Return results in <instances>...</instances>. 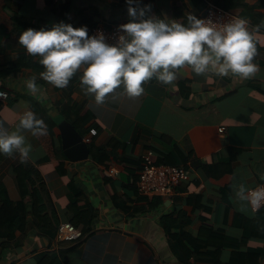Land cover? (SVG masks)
<instances>
[{
	"label": "crops",
	"instance_id": "1",
	"mask_svg": "<svg viewBox=\"0 0 264 264\" xmlns=\"http://www.w3.org/2000/svg\"><path fill=\"white\" fill-rule=\"evenodd\" d=\"M155 1L163 17L179 19L173 12L174 0ZM183 1L188 11L194 13L192 1ZM16 2L22 16L47 24L61 20L75 23L80 19V12L93 14L94 20L105 26L130 18L128 6L123 4L125 0H71L67 17L60 10L64 2L0 0V5L6 6L4 15L13 14L11 5ZM257 13L261 17L260 24L249 28L256 44L253 62L257 71L248 78L213 72L197 74L186 65L175 70L177 78L169 84L155 77L145 81V91L139 97L128 96L123 84L106 94L99 104L95 102L94 93L87 92L84 110L95 113L92 121L100 126L97 139L100 143L111 137L118 138L125 142L123 152L126 156L141 161L149 149L154 151V158L165 156L174 143L187 156L189 178L176 186L171 195L148 196L151 200L161 198L156 209L148 210L146 205L139 203L141 210L128 215L116 208L105 183L104 169L107 167L96 163L91 156L79 161H71L67 156L63 158L65 153L58 124L54 135L47 129L43 135L36 136L29 130H22L26 143L31 144L28 157L22 160L14 152L0 159V185L5 187L11 201L0 203V225L7 223L13 227L15 224L17 209L13 203L22 199L28 187L23 174L14 175L12 167L29 161L40 172L37 185L43 184L50 195L51 201L46 203L47 212L52 214L54 210L60 222L65 221L66 210L73 200L69 188L72 181L83 190L85 200L97 210L92 232L64 264H182L171 250L160 222L163 215L171 212L175 213L174 217L183 212L190 215V223L183 227V237L189 243L195 242L196 233L206 224L213 231H224L228 236L243 241L245 244L238 249L242 253L247 247L263 245L264 221L259 224L263 235L247 241L242 226L236 223L238 217H256V211L250 204L241 210L240 205L247 202L236 197L237 186L244 184L252 188L264 183V66L256 63L264 61V9L257 10ZM202 14L195 13L198 17H203ZM27 80L12 74L0 79L6 90L17 93L10 94L6 100L0 99V126L14 130L23 110L34 112L32 105L57 116L55 86L43 79L37 84L39 90L33 93L26 87ZM183 80H190L188 94ZM75 96L80 98L79 94ZM56 119L59 123L65 120ZM220 126H225L226 132L220 133ZM231 148L238 152L230 172L214 177L194 164L220 165L223 160H228ZM124 165L123 161L111 165L120 170L114 176L117 184L127 178L122 171ZM119 189L120 194L125 191L124 188ZM192 195L195 197L188 199ZM1 197L2 194L0 200ZM131 198L130 204L138 206L136 196ZM30 218L28 215L20 221L17 244L0 235V264H36L37 253L60 248L62 241L43 235L30 223ZM77 228L81 231L82 225ZM216 251L217 263L226 264L233 248ZM241 262L245 264L243 259Z\"/></svg>",
	"mask_w": 264,
	"mask_h": 264
},
{
	"label": "trees",
	"instance_id": "2",
	"mask_svg": "<svg viewBox=\"0 0 264 264\" xmlns=\"http://www.w3.org/2000/svg\"><path fill=\"white\" fill-rule=\"evenodd\" d=\"M191 1L194 5V14L203 13L202 15H204L206 0ZM210 1L247 19L255 26L260 24L261 17L258 15L257 10L264 9V0ZM142 2L144 5H150L151 14L163 17L155 0H142ZM123 4L127 5L126 0ZM11 7L14 11L13 14L6 16L4 15L6 6L4 4L0 5V79H5L11 74L14 76L26 77L28 79L35 77V82L38 84L43 80L41 73L44 71V66L39 63L38 56H33L25 50L19 43L18 36L25 28L48 27L51 24L25 18L19 13V5L17 2L12 3ZM172 8L174 15L182 22H186V17L190 12L184 4V1H172ZM70 9L71 0H66L60 7L64 17L68 16ZM129 19L130 18H127L118 24L125 23ZM71 24L73 26H86L87 29H89L91 26L99 24V22L94 20L93 14L80 12V19ZM107 26L110 27L111 24ZM256 63L264 66V61H258ZM80 75L81 73L79 71L75 73L70 78L66 87L58 88L55 86L56 98L54 103L58 111L57 116H52L45 110L32 105L34 113L37 117L44 120L46 129L52 135L55 134V129L58 128L59 121L56 119L57 117L71 122L84 137L89 135L92 128H95L97 132L95 135L91 136L89 141L91 158L96 163L105 167L114 165L116 161H123L125 163L122 171L125 172L127 178L120 184H117L114 176L105 175V183L116 208L128 215H132L141 210V205L139 203L146 205V209L148 210L156 209L161 202V198L151 200L147 195L140 194L138 189V170L140 171L142 167V161L126 156L125 152H123L125 150V142L118 138L111 137L105 143H100L97 140L100 126L98 123L92 121L95 113L92 110H84L87 91L86 86L81 84ZM182 82L184 90L186 94H188L190 92V80H183ZM1 87L5 89L4 85L0 84V88ZM6 91L9 95L17 94L12 90ZM76 94L80 95L79 99L75 96ZM143 136L145 137V135ZM237 152V149L231 148L228 160H223L220 162V165L197 162H194V164L196 167L201 166L208 175L218 177L225 172L232 171ZM5 156L6 154L0 153V159H3ZM62 157L65 158L66 155L62 154ZM187 161V156L175 143L172 145V149L169 153L165 156H158V158H155V163L158 164L185 165L188 168ZM12 173L16 176L21 173L23 174L24 178H26L28 190L23 195L22 199L13 203L17 209V213L13 220L15 222L14 226L10 227L9 224L2 223L0 225V235L7 237L12 244H17V232L20 227V221L30 215V223L34 225L39 232L50 239L56 238L58 227L61 222L54 210H52V214L47 212L46 203L47 201L50 202L51 198L43 184H40V186L37 185V180L40 178L38 168L33 163L24 161L19 165L13 166ZM120 187L125 189L122 194L119 193ZM69 188L73 194V200L66 210L65 221L72 223L76 227L82 225L80 235L76 241H62L59 249L45 250L37 253L35 255L36 264L66 263L69 255L82 245L83 239L93 230V220L97 215V210L90 202L85 200L83 190L75 184V182L72 181L69 184ZM0 194H2L0 203H11L7 191L2 185H0ZM132 195L136 196L138 206L137 204L136 206L130 204ZM194 197L195 195H192L188 199ZM263 213L264 206L256 211L255 218L238 217L236 215L239 218L236 223L242 226L244 239L246 241L251 237L263 235V233L259 231V224L264 221L262 217ZM174 216L175 213L173 212L165 214L160 218V222L167 234L171 250L182 264H218L216 250L225 247L233 248L232 254L226 264H244L241 262V259L244 260L245 264H264V244L261 246L247 247L245 252L242 253L238 249L245 244L243 241L228 236L224 231H213L212 228L206 224H203L196 233L195 242L189 243L183 237V227L190 223V215H186L183 212L178 214V217ZM172 218H174L173 221Z\"/></svg>",
	"mask_w": 264,
	"mask_h": 264
},
{
	"label": "clouds",
	"instance_id": "3",
	"mask_svg": "<svg viewBox=\"0 0 264 264\" xmlns=\"http://www.w3.org/2000/svg\"><path fill=\"white\" fill-rule=\"evenodd\" d=\"M127 22L119 25L115 43H109L102 31L89 34L86 26L52 22L48 27H28L19 33L18 41L25 50L38 56L44 66L41 76L58 88L66 87L70 78L81 73V84L94 93L97 104L106 94L124 85L128 96L139 97L143 83L155 77L169 84L176 80V69L189 66L197 74L213 72L248 78L257 71L253 62L256 44L247 20L233 17L219 26L209 18L189 13L186 22L150 13L142 0H126ZM36 78L26 82L30 92H37ZM33 136L43 135L46 124L31 109L23 110L14 130L0 126V153H18L28 157L31 144L22 130ZM236 197L241 210L250 204L256 211L264 204V185L247 188L239 184Z\"/></svg>",
	"mask_w": 264,
	"mask_h": 264
},
{
	"label": "built area",
	"instance_id": "4",
	"mask_svg": "<svg viewBox=\"0 0 264 264\" xmlns=\"http://www.w3.org/2000/svg\"><path fill=\"white\" fill-rule=\"evenodd\" d=\"M53 1L56 4H61L66 0ZM203 17L211 19L216 23L217 26H219L223 22L233 17L241 16L225 9L220 5L213 3L210 0H206V9ZM247 22L248 29L253 27V24L250 21L247 20ZM119 25L120 24H115L108 27L103 24H97L91 26L88 29V33L91 35L95 34L98 30L102 31L106 37V40L109 43H115L118 38V35L121 32ZM8 96V92L5 89L0 88V99L6 100ZM218 129L220 133L226 132L225 126H220ZM96 132L97 130L95 128H92L89 135L85 136L84 139L89 142L91 136L95 135ZM119 171L120 170L117 166H109L104 169L105 175L108 176L118 175ZM188 178L189 170L185 165L155 163L154 151L149 149L142 156V167L139 171V180L137 184L139 192L142 195L167 196L173 194L176 189V186H178L183 181H186ZM259 185H264V183H261ZM263 206L264 204H262L260 208H262ZM79 235L80 230L76 226H74L68 221H62L59 224L56 239L59 241L74 240L77 239Z\"/></svg>",
	"mask_w": 264,
	"mask_h": 264
},
{
	"label": "water",
	"instance_id": "5",
	"mask_svg": "<svg viewBox=\"0 0 264 264\" xmlns=\"http://www.w3.org/2000/svg\"><path fill=\"white\" fill-rule=\"evenodd\" d=\"M59 129L62 137V147L69 160L79 161L90 156L89 143L71 122L63 120L59 123Z\"/></svg>",
	"mask_w": 264,
	"mask_h": 264
}]
</instances>
